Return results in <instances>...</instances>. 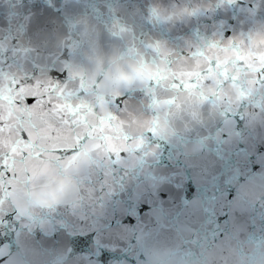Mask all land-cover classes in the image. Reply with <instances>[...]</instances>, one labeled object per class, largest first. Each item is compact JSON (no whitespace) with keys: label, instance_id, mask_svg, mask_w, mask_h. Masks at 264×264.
I'll return each mask as SVG.
<instances>
[{"label":"snow or ice","instance_id":"6c2138e0","mask_svg":"<svg viewBox=\"0 0 264 264\" xmlns=\"http://www.w3.org/2000/svg\"><path fill=\"white\" fill-rule=\"evenodd\" d=\"M0 264H264V0H0Z\"/></svg>","mask_w":264,"mask_h":264},{"label":"water","instance_id":"95a60500","mask_svg":"<svg viewBox=\"0 0 264 264\" xmlns=\"http://www.w3.org/2000/svg\"><path fill=\"white\" fill-rule=\"evenodd\" d=\"M190 183L188 184L185 192L189 197H194L202 194V188L200 180L195 176L190 174L189 176Z\"/></svg>","mask_w":264,"mask_h":264}]
</instances>
